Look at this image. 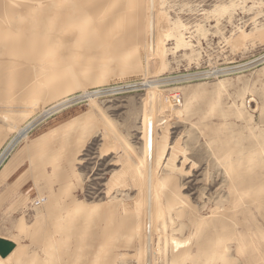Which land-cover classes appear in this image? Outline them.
<instances>
[{"label": "rangeland", "instance_id": "obj_1", "mask_svg": "<svg viewBox=\"0 0 264 264\" xmlns=\"http://www.w3.org/2000/svg\"><path fill=\"white\" fill-rule=\"evenodd\" d=\"M28 122L0 264H264V0H0V155Z\"/></svg>", "mask_w": 264, "mask_h": 264}, {"label": "bare ground", "instance_id": "obj_2", "mask_svg": "<svg viewBox=\"0 0 264 264\" xmlns=\"http://www.w3.org/2000/svg\"><path fill=\"white\" fill-rule=\"evenodd\" d=\"M124 15H126V14H124ZM112 31H114V30H112ZM114 50V49H113ZM217 76V75H216ZM149 82V81H148ZM141 83V82H140ZM142 83H146V82H142ZM141 83V84H142ZM151 83V82H150ZM167 83V82H166ZM135 84V83H134ZM137 84V83H136ZM149 84V83H148ZM139 85V84H138ZM137 85V86H138ZM144 85V84H143ZM154 85V84H153ZM128 86H130V85H128ZM134 86V85H133ZM140 86V85H139ZM138 86V87H139ZM146 86V85H145ZM155 86V85H154ZM123 87H125V86H123ZM131 87V86H130ZM135 88V87H134ZM133 88V89H134ZM139 88H141V87H139ZM145 88V87H144ZM147 88V87H146ZM130 90V89H129ZM123 91V90H122ZM106 92V91H105ZM111 93V92H110ZM26 99V98H25ZM27 99H31L32 101L31 102H33L34 101V94H32V95H30L29 96V98H27ZM82 99V98H81ZM253 99V98H252ZM24 99H22V101H23ZM66 101V100H65ZM80 101V100H79ZM30 102V103H31ZM249 102V101H248ZM60 103H62V102H60ZM72 103V102H71ZM70 103V104H71ZM63 104V103H62ZM29 105V104H28ZM67 105V104H66ZM94 105V104H93ZM60 108V107H59ZM49 111V114L50 113H52V112H50V110H48ZM47 113V112H46ZM46 113H44L45 115H47ZM45 115H44V117H45ZM102 115V114H101ZM30 125H32V122H31V124H29V122H28V124L26 125V127H23V128H19L18 130H17V132L15 133V135L10 139V141L8 142V145L5 147V149H4V151L2 152V154L0 155L1 157H0V163H1V161H2V159H4V157L7 155V153L10 151V149H11V147H13V145H15L21 138H23L25 135H26V132H27V129L29 128V126ZM33 126V125H32ZM9 150V151H8ZM128 158V157H127ZM128 161V160H127ZM131 162V161H130ZM136 165V164H135ZM134 165V166H135ZM136 170V169H135ZM110 183V182H109ZM151 183V182H150ZM152 186V185H151ZM142 190V189H141ZM158 194V193H157ZM148 196V195H147ZM152 196H155L154 194L152 195ZM140 197V196H139ZM249 197V196H248ZM153 199H154V197H153ZM158 202V201H157ZM155 204V203H154ZM158 205H159V203H158ZM161 205V204H160ZM158 208V207H157ZM159 209V208H158ZM152 210V209H151ZM155 209H153V211H154ZM157 210V209H156ZM156 210L153 212V211H150V212H145V214H144V218L146 217H151L152 215L154 216V215H156L155 213H156ZM162 214V212L160 213V210L158 211V214L156 215V217L157 218H159V216ZM164 214V213H163ZM152 216V217H153ZM143 217V216H142ZM155 217V216H154ZM145 218V219H146ZM163 218V217H162ZM164 221V220H163ZM165 225V224H164ZM147 227V226H146ZM164 228V227H163ZM143 235V234H142ZM166 235V234H165ZM166 239V238H165ZM164 241V240H163ZM178 241V240H177ZM177 241H175L174 240V242L173 243H175V244H178V242ZM171 242V241H170ZM177 242V243H176ZM182 244V243H181ZM180 243H179V245H181ZM143 245V244H142ZM165 246V245H164ZM144 248V247H143ZM149 250V249H148ZM174 250V249H173ZM145 251V250H144ZM14 252V251H13ZM12 253V252H11ZM145 254V252L143 253V255ZM165 254V253H164ZM151 255V254H150ZM146 256V255H145ZM144 256V257H145ZM148 256V255H147ZM151 257V256H150ZM6 258V257H5ZM12 258V257H11ZM147 258H149V257H147ZM145 260H146V258H145ZM150 261H151V259H150ZM165 261H166V259H165ZM144 262V261H143ZM142 262V263H143ZM144 264V263H143Z\"/></svg>", "mask_w": 264, "mask_h": 264}, {"label": "water", "instance_id": "obj_3", "mask_svg": "<svg viewBox=\"0 0 264 264\" xmlns=\"http://www.w3.org/2000/svg\"><path fill=\"white\" fill-rule=\"evenodd\" d=\"M15 248V243L0 237V256L6 257Z\"/></svg>", "mask_w": 264, "mask_h": 264}, {"label": "crops", "instance_id": "obj_4", "mask_svg": "<svg viewBox=\"0 0 264 264\" xmlns=\"http://www.w3.org/2000/svg\"><path fill=\"white\" fill-rule=\"evenodd\" d=\"M2 237H4V236H2Z\"/></svg>", "mask_w": 264, "mask_h": 264}]
</instances>
